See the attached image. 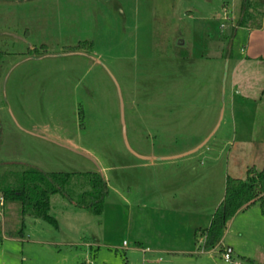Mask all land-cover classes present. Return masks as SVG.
<instances>
[{
    "label": "rangeland",
    "instance_id": "rangeland-1",
    "mask_svg": "<svg viewBox=\"0 0 264 264\" xmlns=\"http://www.w3.org/2000/svg\"><path fill=\"white\" fill-rule=\"evenodd\" d=\"M241 4L0 0V160L20 162L1 171H98L110 188L95 213L77 204L92 190L78 174L69 196H51L58 226L27 214L23 234L4 235L0 264H170L153 248L189 246L171 225H207L227 176L262 166L264 96L232 89L225 59ZM20 207L0 196L16 231ZM223 233L236 260L264 264L259 201ZM190 246L197 264H235L219 244Z\"/></svg>",
    "mask_w": 264,
    "mask_h": 264
},
{
    "label": "trees",
    "instance_id": "trees-1",
    "mask_svg": "<svg viewBox=\"0 0 264 264\" xmlns=\"http://www.w3.org/2000/svg\"><path fill=\"white\" fill-rule=\"evenodd\" d=\"M260 7L261 9H259ZM256 13L260 16V21L255 27H261L264 17V0H242L240 15L233 25L231 35L228 36L226 57L232 56L233 43L239 28L254 19ZM10 163L20 164L18 161L0 160V196L3 204L12 202L20 204L21 226L16 231L0 218V243L4 239V235L15 237L18 233H24L27 214L43 217L58 226L57 219L49 213L51 196L58 192L67 194L66 186L78 174L87 177L92 190L84 191L77 204L95 213L100 214L104 211L110 188L107 179L100 172L48 171L31 163L22 169L1 171L3 166ZM256 201L260 202L261 212L264 216V167L261 170L255 166L249 167L246 178L228 175L224 198L215 208L209 226L203 230L205 246L208 248L215 246L229 219L240 209ZM223 249L222 246V252Z\"/></svg>",
    "mask_w": 264,
    "mask_h": 264
},
{
    "label": "crops",
    "instance_id": "crops-1",
    "mask_svg": "<svg viewBox=\"0 0 264 264\" xmlns=\"http://www.w3.org/2000/svg\"><path fill=\"white\" fill-rule=\"evenodd\" d=\"M236 43H237V46L235 45ZM235 44H234L235 46L233 48L232 56L225 57V59L227 60V64L229 65V63H231L230 73L232 75H231L230 87H232V89L234 87L236 89L237 88L241 89L242 84L245 83L246 86H244V88H242L241 90L240 89L238 90V91H241L240 94L243 93L244 97H247V98L253 97L255 98V100L258 99V97L262 98L264 96V88L262 86L264 83V17H263V22H262L261 27H255V28H249L245 26L241 27L238 30L237 36L235 37ZM237 47H239L238 50H237ZM239 72H240V75H239ZM262 159H263L261 162L262 166H258L257 164L255 165V167L258 170H261L264 167V155ZM209 183L212 184L213 182L209 180ZM225 184H226V180H225ZM224 194L225 192L217 200V204L215 205V208L223 200ZM256 203L257 201L252 204H256ZM250 205L251 204L240 209L234 216H232L229 219L227 224L229 225L230 223L233 224V220L239 214V212L244 210ZM260 209H261V206H260ZM213 212H211V214L209 215L210 217L208 218L207 225L205 224L201 225L199 224V222L197 223L196 219L192 220L191 224H189V227H188V224L183 225L182 223L171 225L173 228L174 227L176 228L175 232L176 231L179 232V239H182V237L185 235L184 237L185 240L191 241L189 246L186 245L188 244V242L184 243L182 241H178L177 242L178 244H172L171 246L169 245L163 249L154 247L152 250L153 253L155 254L156 253H159V254L167 253L168 255L166 256H168V262L170 264H176L177 262L178 264L180 263L197 264L198 261L201 259L199 248L195 250L190 245L196 244V243H202L204 244V247L206 249L215 248V246L209 247V248L205 246V236L203 232L204 228L209 226ZM185 217H187V215ZM217 244L220 245V252H221L222 245L228 244L232 246V244L225 242V235L223 232ZM242 256L245 260H248L249 262H253V263L256 262L255 258L251 256H245V255H242Z\"/></svg>",
    "mask_w": 264,
    "mask_h": 264
},
{
    "label": "built area",
    "instance_id": "built-area-1",
    "mask_svg": "<svg viewBox=\"0 0 264 264\" xmlns=\"http://www.w3.org/2000/svg\"><path fill=\"white\" fill-rule=\"evenodd\" d=\"M124 243L126 244L127 242L124 241ZM224 249H223V258L231 261V262H235V264H243L242 262L236 260L235 258V250L233 248V246L228 245V244H224Z\"/></svg>",
    "mask_w": 264,
    "mask_h": 264
}]
</instances>
